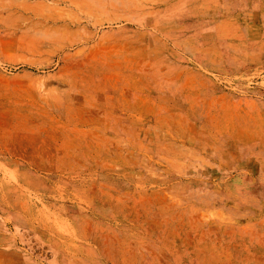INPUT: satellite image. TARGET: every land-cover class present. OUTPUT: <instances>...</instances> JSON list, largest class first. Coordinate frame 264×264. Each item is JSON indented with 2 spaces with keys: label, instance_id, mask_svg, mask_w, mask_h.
Returning <instances> with one entry per match:
<instances>
[{
  "label": "rangeland",
  "instance_id": "rangeland-1",
  "mask_svg": "<svg viewBox=\"0 0 264 264\" xmlns=\"http://www.w3.org/2000/svg\"><path fill=\"white\" fill-rule=\"evenodd\" d=\"M0 264H264V0H0Z\"/></svg>",
  "mask_w": 264,
  "mask_h": 264
},
{
  "label": "crops",
  "instance_id": "crops-1",
  "mask_svg": "<svg viewBox=\"0 0 264 264\" xmlns=\"http://www.w3.org/2000/svg\"><path fill=\"white\" fill-rule=\"evenodd\" d=\"M16 158H17V159H22V158H24V157H22V156H17Z\"/></svg>",
  "mask_w": 264,
  "mask_h": 264
}]
</instances>
